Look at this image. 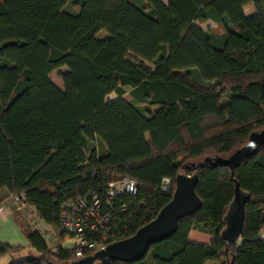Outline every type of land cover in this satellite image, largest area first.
Here are the masks:
<instances>
[{"label": "trees", "instance_id": "16d2710c", "mask_svg": "<svg viewBox=\"0 0 264 264\" xmlns=\"http://www.w3.org/2000/svg\"><path fill=\"white\" fill-rule=\"evenodd\" d=\"M67 2L0 0V187L27 242L15 257L24 247L0 241V257L73 261L61 244L66 201L130 176L157 213L175 175L196 172L201 205L171 235L139 260L93 264H264V143L233 174L203 161L264 128V0H72L75 11ZM62 66L60 89L49 73ZM163 176L172 180L166 192ZM234 181L248 200L229 242L220 231ZM191 229L213 237L189 241Z\"/></svg>", "mask_w": 264, "mask_h": 264}, {"label": "water", "instance_id": "95a60500", "mask_svg": "<svg viewBox=\"0 0 264 264\" xmlns=\"http://www.w3.org/2000/svg\"><path fill=\"white\" fill-rule=\"evenodd\" d=\"M263 143L264 128H261L250 132L246 142L229 154L205 156L203 161L211 166L226 165L230 174H233L238 162L255 153ZM196 182V172L191 174L178 172L174 178V188L170 199L158 209L151 220L139 226L131 235L114 240L102 249L65 264H93L95 261L141 259L151 243L171 235L177 227L178 219L193 213L201 205V199L195 192ZM247 200L248 193L239 187L237 181H234L233 197L223 217L224 226L220 231L223 239L235 242L239 237L244 219V203Z\"/></svg>", "mask_w": 264, "mask_h": 264}, {"label": "built area", "instance_id": "2783aa9c", "mask_svg": "<svg viewBox=\"0 0 264 264\" xmlns=\"http://www.w3.org/2000/svg\"><path fill=\"white\" fill-rule=\"evenodd\" d=\"M171 182L163 176L160 191L166 192ZM155 215V201L137 197L134 179L123 176L108 180L99 192L66 201L59 220L64 238L72 240L69 249L76 260L127 236L136 224L142 225Z\"/></svg>", "mask_w": 264, "mask_h": 264}, {"label": "crops", "instance_id": "0c3cea01", "mask_svg": "<svg viewBox=\"0 0 264 264\" xmlns=\"http://www.w3.org/2000/svg\"><path fill=\"white\" fill-rule=\"evenodd\" d=\"M249 12L250 13H248L247 15L252 14L253 10ZM16 207L17 206L15 202L12 200L9 190L5 186H1L0 187V241L6 242L10 245L23 246L24 248L21 251L14 253L15 257H20L26 251L27 242L25 235L23 233V229L20 224L21 223L20 217L17 216ZM260 236L264 239V226L260 230ZM212 237L213 236L208 233L197 231L194 229L189 230L187 235V239L189 241L205 243V244L209 243ZM9 258H10L9 255H4L0 257V264H7Z\"/></svg>", "mask_w": 264, "mask_h": 264}, {"label": "rangeland", "instance_id": "374dc122", "mask_svg": "<svg viewBox=\"0 0 264 264\" xmlns=\"http://www.w3.org/2000/svg\"><path fill=\"white\" fill-rule=\"evenodd\" d=\"M164 3H167V1L168 0H162ZM64 9L65 10H67V11H75L76 10V7L73 5V3H72V0H68V2H67V4L65 5V7H64ZM253 10V7H252V5L251 4H247V5H245V7H244V12L246 13V14H248V13H250L249 11H252ZM208 25H211V26H214V23H212V22H207V23H202L201 24V26L202 27H206V26H208ZM99 37H102V36H104V35H106L107 34V32L105 31V30H99L97 33H96ZM66 70V67L65 66H62V67H59V68H57V69H54V70H52L50 73H49V78L52 80V82L56 85V86H58L60 89H62V84H61V81H60V78H59V76H58V74L60 73V72H63V71H65ZM117 95L114 93V92H111V93H109V94H107L106 95V99H110V98H115ZM126 98L128 97L129 98V96L127 95V94H125L124 95ZM34 225L35 226H37V227H39V228H42V229H44V227H46V225L43 223V222H41L40 220H35L34 221ZM63 240V242H62V245L64 246V248H67V249H69L70 248V245L72 244V240H68V239H66V238H64V239H62ZM207 264H216V262H214V261H209Z\"/></svg>", "mask_w": 264, "mask_h": 264}]
</instances>
